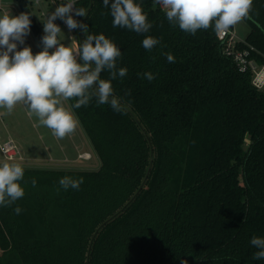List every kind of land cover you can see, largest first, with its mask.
<instances>
[{"label":"trees","instance_id":"trees-1","mask_svg":"<svg viewBox=\"0 0 264 264\" xmlns=\"http://www.w3.org/2000/svg\"><path fill=\"white\" fill-rule=\"evenodd\" d=\"M135 2L146 33L113 27L102 0L75 2L87 16L74 19L88 26L74 29L77 42L104 34L121 50L127 75L111 83L126 111L96 97L72 107L100 167H23V198L0 206V264H264L250 243L264 238V86L239 69L214 25L191 35L155 0ZM17 3L43 49L32 0ZM250 17L234 49L262 65L264 0H253ZM147 36L161 41L151 51ZM65 176L83 183L65 191Z\"/></svg>","mask_w":264,"mask_h":264},{"label":"clouds","instance_id":"clouds-1","mask_svg":"<svg viewBox=\"0 0 264 264\" xmlns=\"http://www.w3.org/2000/svg\"><path fill=\"white\" fill-rule=\"evenodd\" d=\"M110 7L113 27L126 28L136 33H146L152 25L147 14L135 0H102ZM162 3L166 18L172 25H178L185 33L195 35L198 30H207L214 25L217 33L227 31L244 19H250L253 0H155ZM75 0H67L55 8L43 22V49L35 54L31 47L17 50L30 32L29 15L4 14L0 16V108L11 112L18 103L26 105L42 126L47 127L57 138L63 139L76 130L78 120L75 114L65 108L63 101L75 100L73 108L87 106L93 97L97 104H110L117 113L126 111L121 98L114 94L112 80L127 75V68L117 69L121 50L104 34H88L83 43L73 40L65 45L59 39L61 28L54 23L57 18L64 21L69 31L81 28L88 33V26L73 17L87 16L84 8H76ZM160 40L147 36L142 41L145 50L151 51ZM51 50V51H50ZM169 63L175 62L171 53H166ZM108 70L110 79H101V72ZM149 82L155 79L151 72L143 74ZM24 168L19 163L0 164V206L10 207L23 198L25 191L20 181ZM83 183L65 176L59 185L65 191L78 190ZM36 181H32L35 186ZM19 215L22 209L17 206ZM251 245L258 249L254 260L264 259V238L253 236Z\"/></svg>","mask_w":264,"mask_h":264},{"label":"rangeland","instance_id":"rangeland-1","mask_svg":"<svg viewBox=\"0 0 264 264\" xmlns=\"http://www.w3.org/2000/svg\"><path fill=\"white\" fill-rule=\"evenodd\" d=\"M7 1L11 2V6L8 10L9 15L18 16L22 14V11L15 0ZM65 3L66 2L62 1L48 3L44 0H41L39 4L32 3V13L41 29H43V22H46L48 15L54 12L57 6ZM15 9L16 13H14ZM54 23H56L59 27L62 25L66 26L64 21L59 18H57ZM230 29L233 33L232 38L234 40H243L249 31V25L246 19H244L238 24L230 27ZM69 35L72 36V39L69 38ZM59 39L65 45L70 44L73 40H77L75 30L69 31L66 26V28L62 30V37H59ZM17 45V50H20L23 47H31L33 54L42 50L31 30V27L29 34L24 38V43L20 44L17 42ZM62 103L65 108L70 109L75 114L78 120L76 130L68 135L74 140L79 139L81 141L76 145V148L72 149V145L69 141L67 146L61 145L60 138L55 137L50 129L42 126L39 123L38 118L34 114L30 113L26 105L18 103L10 113L4 108H0V127L4 126L8 129L11 135L7 137H10L14 141L22 159L20 161H8L0 152V164L4 162L19 163L22 167L29 168L98 169L100 167V159L96 154L90 139L86 135L75 111L73 110L69 100L63 101ZM5 138H3L0 133V139L4 140ZM59 146L63 149L60 150L61 155L56 154V156H59L60 159H65L66 156L68 158L67 160L59 161L60 164L56 161H51L54 149L58 151ZM244 148H246V145ZM84 150L91 153V159L88 162L83 161L82 159H78L75 162H71L69 160L70 157L68 155L72 154V156H75L77 159V154L83 152ZM83 162H86V164L81 165Z\"/></svg>","mask_w":264,"mask_h":264},{"label":"built area","instance_id":"built-area-1","mask_svg":"<svg viewBox=\"0 0 264 264\" xmlns=\"http://www.w3.org/2000/svg\"><path fill=\"white\" fill-rule=\"evenodd\" d=\"M40 1L41 0H32V3L39 4ZM44 1L48 3H55L59 1L67 3V0H44ZM76 1L77 0H75V2ZM158 6L161 7L162 9H165L162 3H159ZM217 37L219 40L226 41V46H225L226 53L231 54L233 56L234 61L237 63L239 69L241 71L249 70L251 72L252 84L257 88H262L264 86V64L257 65L253 60L246 58V54H247L246 51H239L234 49V44L238 40H234L232 38L233 33L230 28L225 32L217 33ZM69 38L72 39V36L69 35ZM0 152L4 156V158L8 161H14V160L20 161L22 159L16 144L10 137L5 138L4 140L0 139ZM78 157L81 159H87V158L89 159V157H86L85 152L79 153Z\"/></svg>","mask_w":264,"mask_h":264},{"label":"crops","instance_id":"crops-1","mask_svg":"<svg viewBox=\"0 0 264 264\" xmlns=\"http://www.w3.org/2000/svg\"><path fill=\"white\" fill-rule=\"evenodd\" d=\"M16 2H17V0H15ZM10 6H11V2L10 1H7V0H0V16H2V15H4V14H8V10H9V8H10ZM14 13H16V9L14 10ZM60 28H61V31L64 29V28H66V26H64V25H62V26H60ZM42 31H43V29H42ZM60 37H62V32H61V34H60ZM0 133L2 134V137L3 138H5V137H7V136H10L11 134L9 133V131H8V129H6V127H4V126H1L0 127ZM82 137V136H81ZM60 141H61V145H66L67 146V144H68V141L71 143V145H72V149H74V148H76V145L79 143V142H81L79 139H72V137H70V136H66L65 138H63V139H60ZM53 143V142H52ZM65 148V147H64ZM68 148V147H67ZM63 148L61 147V146H59V150L58 151H56L55 149H54V153L52 154V160L51 161H56V162H58L59 163V161H62V160H67L68 158H67V156L65 157V159H60L59 158V156H56V154H59V155H61V152H60V150H62ZM86 153V157H89V159L87 158V159H82L83 161H89L90 159H91V153L90 152H88L87 150L85 151H83L82 153ZM77 153V152H76ZM79 154V153H78ZM78 154H77V159H76V157L75 156H72V154H70V155H68L69 157H70V161L72 162H75L76 160H78V159H81V158H79L78 157ZM60 164V163H59ZM86 164V162H83L81 165H85Z\"/></svg>","mask_w":264,"mask_h":264},{"label":"water","instance_id":"water-1","mask_svg":"<svg viewBox=\"0 0 264 264\" xmlns=\"http://www.w3.org/2000/svg\"><path fill=\"white\" fill-rule=\"evenodd\" d=\"M106 222V221H105ZM104 224V223H103Z\"/></svg>","mask_w":264,"mask_h":264}]
</instances>
